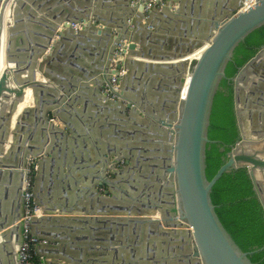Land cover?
Segmentation results:
<instances>
[{"label": "water", "instance_id": "water-1", "mask_svg": "<svg viewBox=\"0 0 264 264\" xmlns=\"http://www.w3.org/2000/svg\"><path fill=\"white\" fill-rule=\"evenodd\" d=\"M149 1L128 0L129 5L134 2L131 7L137 11V15L132 18L128 11L124 19L127 23L125 26L119 24L116 26L118 30L113 33L108 28L97 32L102 39L96 43L101 47L99 60L90 72L84 71L80 75L72 72L75 76H68L70 86L66 90L52 86V82L55 83L57 79L50 73V67L55 59H60L56 45L71 31L82 34L86 29L95 28L96 22L93 19L90 21L88 17L90 3L77 8L69 5V9H63L66 10L65 19L59 18L60 14L53 16V23L45 24L50 29L45 41L31 39L27 35L25 42L21 40L19 44L14 40L16 30L28 24L24 23L20 13L28 10L27 2L33 1L0 0V58L3 53L4 63L0 71V264H19L17 253L23 242L22 196L29 159L26 153L20 160L10 159L13 145L9 137L16 134L20 120L24 121L29 114L32 117L34 115L35 124L43 126L48 112L55 116L58 114L55 110L64 102L65 96L76 91V88L86 90L87 83L84 82H89L92 90L99 93V101L104 99L109 106L125 103V109L132 113V121L144 124L153 122L151 127L154 131H161L163 141L169 143V158L161 177L165 184L174 186L172 207L170 212L161 209L160 222L150 219L136 221L148 227V234L175 236L178 234L176 229H187L196 264H252L248 256L264 250L263 246L252 252H243L221 224L210 198L213 186L225 172L245 168L264 215V46L234 77L228 79L233 88L239 139L226 154L227 160L212 179L208 181L205 175V149L210 143L207 131L214 96L221 80L225 79L224 70L231 61L234 49L251 32L264 26V0H255L243 11H240L242 0H165L160 7H152L144 12V6ZM122 7V11H126V6ZM157 11L165 17L166 22L172 20L175 26L180 23L177 29H180L182 33L179 35L184 39L172 41L167 38L172 34L163 28L168 26L158 28L153 23L152 17ZM183 13L189 15L186 17ZM26 15V21H34L30 19V13ZM63 21L83 25L81 29L74 30L64 24V29L56 33ZM158 32L167 36L158 35ZM55 35L58 40L52 41ZM123 41L128 43V47L122 53L123 59L116 69L122 67L126 74L118 90L114 91L116 99H106L100 90L105 84L109 85L112 74L110 65ZM199 50L202 51L197 58L188 59ZM184 84L186 89L182 97ZM59 90L64 92L63 96ZM29 92L33 105L22 111L16 121V129L11 131L14 114L26 101ZM139 112L142 114L141 121H135ZM29 120L28 127L33 122ZM50 132L54 134L52 130ZM43 144H46V138ZM5 145H8L7 151ZM40 152L30 156L34 157L33 164L36 165L33 197L41 216L30 219L29 232L37 241L45 242V239L35 237L34 229L39 223L56 220L49 219L52 209L42 205L39 200ZM107 155L108 159L98 155L102 177L107 179L100 177L99 185L112 188L121 183L123 168H117L121 162L118 155L111 152ZM128 160L130 163L125 162L126 167L134 170L137 163ZM104 169L108 172L104 173ZM110 174L116 180L109 179ZM128 182L133 184L131 179ZM109 194L114 197L112 189L104 193L105 196ZM131 200L128 195V201ZM127 211L130 212L126 216H130L131 209ZM4 212L9 213L7 218H3ZM129 222L133 223L134 220ZM34 246L35 251L39 246L45 249L40 264H52L46 261L51 259V248L46 243H36ZM144 262L156 264L154 257L149 255Z\"/></svg>", "mask_w": 264, "mask_h": 264}, {"label": "crops", "instance_id": "crops-1", "mask_svg": "<svg viewBox=\"0 0 264 264\" xmlns=\"http://www.w3.org/2000/svg\"><path fill=\"white\" fill-rule=\"evenodd\" d=\"M32 1L27 2L25 14L20 13L24 23L28 24L16 30L14 40L19 44L21 40L25 42L27 35L28 38L45 41L50 32L45 24L53 23V16L60 14L59 18L65 19L66 10L63 9L90 3L88 17L96 22L95 28L86 29L82 34L71 31L56 45L60 59H55L50 67V73L57 79L52 86L66 90L70 86L68 76H75L72 72L79 75L84 71L90 72L99 60L101 47L97 44L102 39L97 32L108 28L113 33L118 30L116 26L119 24L125 26L128 11L132 18L137 15V11L131 7L134 2L129 5L128 0ZM54 5L57 7L53 8ZM122 6H126V11H122ZM174 6L171 8L174 9ZM28 13L34 21L25 20ZM159 14L160 11H157L152 17L153 23L158 28L168 26L163 28L172 34L167 38L172 41L184 39L179 35L182 33L180 29H177L180 23L177 26L173 25L172 20H167V23L165 17ZM184 15L187 17L189 13ZM157 34L167 36L165 33ZM57 40L58 36L55 35L52 41ZM84 83H87L86 90L76 88V91L65 96L64 102L55 110L58 114L55 116L48 112L43 126L35 124L34 115L29 114L24 121L20 120L16 134L9 137L13 145L12 161L20 160L25 153L28 158H34L30 154L41 151V177L37 191L41 204L52 209L49 219L56 220L37 224L33 232L35 237L45 239V242L39 243H46L52 250L49 253L51 259L46 261L52 264H146L145 257L149 255L154 257L156 264H196L187 229H176L178 234L175 236L148 234V227L136 222L143 219L160 222L161 209L169 211L172 207L174 186L165 184L161 177L169 158V143L163 141L161 131H154L151 127L153 122L144 124L132 121V113L125 109V103L109 106L104 99L99 101V93L92 90L89 82ZM59 92L63 96L64 92ZM32 105L29 92L26 101L14 114L11 131L16 129V121L22 111ZM141 117L139 112L135 121H141ZM29 119L33 122L28 127ZM45 138L46 144L42 145ZM4 149L7 151L8 145ZM108 152L121 158V166L117 168H123L121 183L112 188L99 185L100 177L107 179L102 177L98 155L108 159ZM128 159L137 163L134 170L126 167ZM106 171L103 170L104 173ZM108 178L116 180L112 174ZM129 179L133 184H129ZM34 182L35 175L32 186ZM110 189L114 197L104 195ZM128 195L131 201H128ZM128 209H131L130 216H126L130 212ZM7 215L9 213L4 212L3 218H7ZM39 247L37 251L35 246L32 249L37 264H40L41 256L45 253V249Z\"/></svg>", "mask_w": 264, "mask_h": 264}, {"label": "trees", "instance_id": "trees-1", "mask_svg": "<svg viewBox=\"0 0 264 264\" xmlns=\"http://www.w3.org/2000/svg\"><path fill=\"white\" fill-rule=\"evenodd\" d=\"M264 46V26L251 32L234 49L231 61L213 99L205 149V175L208 181L227 160L226 154L237 143L233 88L228 81ZM210 198L221 224L243 252L264 246V215L254 195L247 169L225 172L215 183ZM252 264H264V250L248 256ZM35 264V258L33 257Z\"/></svg>", "mask_w": 264, "mask_h": 264}, {"label": "built area", "instance_id": "built-area-1", "mask_svg": "<svg viewBox=\"0 0 264 264\" xmlns=\"http://www.w3.org/2000/svg\"><path fill=\"white\" fill-rule=\"evenodd\" d=\"M255 0H242L243 7L240 9V11L245 10L247 7L251 6ZM164 0H150L147 2L144 6V12H146L148 9L152 7H160L163 5ZM64 24L70 25V27L74 30L81 29L82 25L81 23L78 24H69V23H63L59 25V31L61 29H64ZM128 43L126 41L121 42V44L118 46L117 50L114 53V57L112 59L110 68L112 70V74L109 80V85H104V88L101 90V93H103L106 97V99H116V95L114 94V91H117L119 88V83L121 79L126 74V70L124 68L116 69V66L120 64L123 57L122 53L127 49ZM185 87V84H184ZM34 159L29 158L28 159V165L26 169V180H25V187H24V194L22 196L23 203H24V215L22 218L23 222V242L18 250V260L19 264H35L33 261V246L36 243H39L35 238H33L30 235L29 232V221L33 217H40L41 213L37 205L35 204L33 194H32V179H33V173L36 170V165L33 164ZM121 166V163L119 164Z\"/></svg>", "mask_w": 264, "mask_h": 264}, {"label": "bare ground", "instance_id": "bare-ground-1", "mask_svg": "<svg viewBox=\"0 0 264 264\" xmlns=\"http://www.w3.org/2000/svg\"><path fill=\"white\" fill-rule=\"evenodd\" d=\"M3 44H4V36L2 38V49H3ZM202 50H199L198 52H196L194 55L190 56L188 59H193V58H197L200 53H201ZM3 52V51H2ZM1 64H0V71L3 69L4 67V63H3V53L1 54ZM188 81V77H186V83ZM185 89H186V84H185V87H184V90L182 91V94L181 96L183 97L185 95ZM15 123V122H14Z\"/></svg>", "mask_w": 264, "mask_h": 264}]
</instances>
